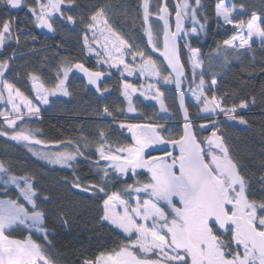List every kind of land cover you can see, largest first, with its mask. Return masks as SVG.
Here are the masks:
<instances>
[{
  "label": "snow or ice",
  "instance_id": "snow-or-ice-1",
  "mask_svg": "<svg viewBox=\"0 0 264 264\" xmlns=\"http://www.w3.org/2000/svg\"><path fill=\"white\" fill-rule=\"evenodd\" d=\"M3 2L16 9L22 6L24 0ZM27 7L36 27L49 32L56 31L58 22L82 25L83 47L87 53H95L98 61L109 68L122 65L121 77L125 73L128 76L138 73L142 78L156 77V83L147 84V89L152 92V98L159 101L161 111L168 109L157 84L161 80L175 83L185 120L178 138H173L163 124L121 122L118 131L121 135L125 132L129 134L130 144L110 142L109 133L99 128L95 133L96 140L83 137V145L79 141H56L54 143L65 150L38 152L35 146L47 145L36 138L34 131L25 126V121L38 116L40 109L33 106L32 100L15 84L4 78L11 69L15 54L0 60V102L5 105V110L0 111L5 126L0 130V136L24 143L48 164L67 167H72L79 157L84 156L81 147H95L98 158L94 163L100 181L82 185L79 177H74L72 188L92 193L93 198L102 194L99 219L101 223L107 222L119 230L123 238L115 242L111 249L100 251L82 264H264V199L257 201L250 198L253 195L251 186L241 173L224 137L218 134L219 120L211 119L222 115L226 122L238 120L240 124H247L238 112L247 109L250 102L254 104L255 97L251 101L241 99L238 104L233 102L229 106L225 102L226 97L217 96L214 91L217 85L215 76L211 79V87L206 88L201 71L199 84L190 87L189 91L199 112L207 114L203 118L208 120V124L201 125V130L212 129L211 134L202 140L197 138L185 106L182 89L186 79L185 64L181 62L177 39L190 34L183 28L185 20L192 22L191 33L205 29L207 18L199 16L203 7L201 0H178L174 4L175 31L171 27L172 11L166 0L156 5H152L150 0H142L140 4L141 27L147 36L145 47L151 45L154 51H161L162 33V56L170 69L168 75L162 74L161 66L151 55L129 43L114 28L109 16L110 10L115 7L113 0H105L79 19L64 10L65 7L74 8L75 0H34V4ZM243 7L240 5L241 10ZM215 15L221 26L230 25L233 32L217 45L214 50L216 58L223 57L227 62L228 54L234 53L239 57L241 50L243 53L251 51L257 41L264 50V14L253 12L247 20L238 19L232 0H218ZM153 23L159 27H153ZM13 33L14 21L10 18L0 20V48L13 39L19 43L20 36ZM32 39L35 40V37ZM97 46L100 51H97ZM183 47L189 51L188 62L195 78L196 69L202 67V61L197 58L200 49L188 42ZM126 55L131 63L125 59ZM74 69L83 73L88 84L95 86L101 96L108 92L101 86L104 72L94 71L79 61H65L59 66L52 87H46L36 72L27 73L36 98L48 104L49 96H55L57 92L70 95L66 82ZM189 83L194 84L195 79ZM122 89V95L128 101L127 112H135L132 93L139 89L127 80L123 81ZM116 111L124 114V109ZM98 114L115 119L107 105ZM161 145L164 148H160ZM69 147L71 150H67ZM177 149L178 155L175 154ZM154 151L163 152V155L154 156ZM137 169L147 170L146 183L136 181L121 190L107 191L110 174L127 177L131 173L135 176ZM261 180L264 182V177ZM0 184L5 189L13 185L19 192L17 199L0 198V264H52L45 249L32 238L33 232L42 234L45 239L48 235L44 225L45 212L37 203L39 194L34 178L12 174L11 169L0 161ZM20 198L31 209L20 202ZM17 229L28 232V235L13 237L11 232Z\"/></svg>",
  "mask_w": 264,
  "mask_h": 264
},
{
  "label": "trees",
  "instance_id": "trees-1",
  "mask_svg": "<svg viewBox=\"0 0 264 264\" xmlns=\"http://www.w3.org/2000/svg\"><path fill=\"white\" fill-rule=\"evenodd\" d=\"M105 0H75V7H65V13L79 19L81 15L87 16L94 7H98ZM159 3L165 0H158ZM171 7V0H166ZM191 2V0H190ZM218 0H201L203 7L199 16H206V26L199 36L183 38L180 45L181 60L185 64L186 78L190 76L188 65L187 48L183 45L188 42L194 48L200 49L205 54L217 48L223 40L232 34L231 26H221L216 19L215 6ZM142 0H113L115 7L110 10V22L114 28L126 39L139 44L146 43L144 30L141 27ZM240 13L237 18L247 20L255 12L257 15L264 14V0H232ZM31 0L29 5H33ZM243 5V9H240ZM12 19L14 21V35H19V43L11 40L0 48V60L13 56L11 69L6 73V80L15 84L20 91L34 101L31 81L28 72H36L41 76V82L48 87L54 85L56 72L65 61L82 62L85 56L83 47L82 25L76 26L57 23L56 31L52 37H44L32 24L30 16L25 10L13 11L7 6L0 7V20ZM203 22V21H202ZM191 22H186V31L191 29ZM35 37V40L32 39ZM237 57L234 53L229 64L219 65L217 72L206 80L215 76L217 80V96H225L229 106L241 99L251 101L255 97L256 102L249 103V107L239 110L247 124L239 121H225L222 115L217 118L220 122V135L228 144L233 158L240 166L241 173L246 177L251 186L253 195L251 199L260 201L264 199V50L259 42L252 45V50ZM159 60L162 61L160 57ZM157 60V59H156ZM159 60H157L159 62ZM227 61V62H229ZM159 64V63H158ZM167 72L165 64L161 66ZM199 79V75H196ZM185 82V80H184ZM117 88V85H116ZM188 88V87H186ZM75 100L71 105L59 103L61 108L57 112L50 111L49 106H44L40 120L25 121L31 129L38 130L42 138L48 142L56 141H79L83 145V137L96 140L95 134L99 128H104L109 133V138L114 139V124L105 121L100 112L101 103L96 106L86 99H81L75 93ZM118 102L115 107L119 108ZM112 110V109H110ZM112 110L113 114L118 111ZM177 108H175V111ZM195 113V112H194ZM176 118L179 119L176 111ZM193 115L191 118L194 119ZM198 119L203 116H195ZM177 119V120H178ZM206 121V120H205ZM168 128L173 138H178L181 133L180 124L163 123ZM0 130L2 124L0 121ZM197 138L202 140L204 135L198 128L195 129ZM208 133H210L208 131ZM168 135V133H165ZM210 135V134H209ZM89 136V137H88ZM95 147L82 150L85 159H77L73 164L74 169L52 168L31 157L26 150L13 141L0 136V161H3L11 169V173L19 176L29 175L34 178V184L38 191V204L45 212L44 225L48 231L47 238L33 234V239L45 249L52 264H82L85 259H93L100 251H106L123 238V234L101 223L99 217L102 194L93 198L92 193L82 192L72 188L74 177H79L82 185L100 181L96 174ZM147 172L137 170L133 176L127 177L109 176L107 191H118L136 181L145 182ZM10 196L15 197L16 191L12 189ZM44 197L48 199L45 200ZM11 198V197H10ZM66 221V222H65ZM16 238H24L28 232L17 229L11 232Z\"/></svg>",
  "mask_w": 264,
  "mask_h": 264
},
{
  "label": "rangeland",
  "instance_id": "rangeland-1",
  "mask_svg": "<svg viewBox=\"0 0 264 264\" xmlns=\"http://www.w3.org/2000/svg\"><path fill=\"white\" fill-rule=\"evenodd\" d=\"M30 2H31V0H24L23 5L26 7L25 9H26L27 13L29 14L30 19H31V22H32V24L34 26L35 25L34 22H33L34 18L29 13L28 7H27V5H29ZM150 2H151L152 5H156V4L159 3L158 0H150ZM3 6H5V3L3 2V0H0V7H3ZM169 9L171 10V7H169ZM153 11H155V8H153ZM236 12L237 13H240L241 11H238L236 9ZM171 18H172V16H171ZM171 18H170V23H171ZM216 19H217V17H216ZM186 21H190V20H186ZM220 25H221V23H220ZM171 26H172V23H171ZM191 26L193 27L192 22H191ZM153 27H159V25H155L153 23ZM14 28H15V26H14ZM188 32L190 34L188 36H185L184 37L185 39H187V38L188 39L189 38H194V37H198L199 36V33H191V29ZM89 35H91V33H89ZM144 38H145L146 43L141 42L140 45L139 44H136V43H133V41H130L129 42V40H128V42L131 43V44H133V45L139 46L147 54L151 55L152 58L155 59V60L156 59L159 60L158 57H161L162 58V61L159 60V62H158L156 60L157 63H159L158 65L162 66V64H165V60H164V58L162 56V49H163V43H162V41H163V35H162V33L160 35V47H161V51H154L152 49L151 45H147V47H145V45L147 44V36H146L145 33H144ZM13 41H15V40L13 39ZM101 42H103L102 39H101ZM257 42H259V41H257ZM84 50L87 53V51H86L85 48H84ZM97 51H100L99 46H97ZM186 54H187V56H189L188 49L186 51ZM87 55L93 57L94 59H96L97 62H98V65L101 68H103V69L106 68L105 71L110 70L112 72H115L117 75L121 76L120 75V72H121L122 67H123L122 65L119 66L118 68H109L108 65L103 64L102 61H98V57L95 55V53H87ZM216 56H217V54H216V52L214 50L211 51V52H207L205 54H203L200 51V54H199V56L197 58L202 61V67L196 69L197 75H199V73L202 71L204 73V76L211 77L214 73L217 72L216 69L219 67V65H222V66L225 65L224 64L225 61H224L223 57L216 58ZM125 59L129 63H131L130 57H128L127 55H126ZM230 59H232V55H229L228 54V60L227 61H229ZM230 62L231 61L226 62V64H229ZM137 63H139V60H137ZM188 65H189V69H190V73L191 74H190L189 78L187 76V78L185 79L184 84H185V87H188V90H189L190 87L194 88L197 84H199V79H197L196 77L195 78L193 77L191 64L189 62H188ZM161 70H162V74L163 75H168V72L164 71L162 67H161ZM4 78L6 79V77H4ZM193 79H195V83L190 85L189 82L192 81ZM120 80H121L122 83H123L124 80H127L129 83H132V84L136 85L137 88L139 89L137 92L134 93L135 95H134V98L132 100V105L136 109V111L133 112V113H128L127 112L128 101L121 94L122 97H123V99H126V101H127L126 103H124L122 101V105L124 106V104H125V106L123 108L124 109V114H120V113L119 114L121 116H123V118L125 117L126 119H124L121 122H123V123H132V122H128L127 121V120L130 119L131 121H133V123L136 122V121L155 122V123H159V124L173 122L176 125H178L179 122L181 123V119L180 118L179 119L176 118V116H177L176 111L177 110L175 111V108H177V103H176V97H175L176 95H175V92H174L173 83H164L161 80L157 84V87L159 88L160 92H162L164 94L163 95L164 103L168 107L170 114H172L170 116V119H168V120H162L159 117H157V107H158V105L156 107H154L152 104H150L151 101H147L145 97L139 95V94H141V95L148 96V95H151L152 94V92L147 89V84H149V83H156V80H157L156 77H143L142 78V77L139 76L138 73L137 74H134L132 76H128L127 73H125L123 77H120ZM204 80H205V86H206V88L211 87V78L208 79V80H206V77H204ZM142 85H143V87H141ZM215 89H216V86H215L214 90ZM118 95H119V92H118ZM61 99L62 100L64 99V102H63V104H64L65 103V95L63 93H60V92H57L55 96H49V104H50L49 109H50V111L57 112L61 108H63V105H62V107L59 106V103L62 102ZM32 103H33V106L39 107L40 111H39L38 116L32 117L31 119H28V121L40 120V115L42 114V110L44 108L42 106L43 103L41 101L37 103V102H35V100L32 101ZM187 107H188L189 112H191V114H193L195 116H203V117L207 116V114H203V113H200L199 112L198 108L196 107L195 98L192 96L191 91H189V93H188V97H187ZM121 109H122V107H121ZM4 110H5V105H4L3 102H0V111H4ZM193 115H190V118ZM195 116H194V119L191 118V121H192V124H193V129H197L198 128V122L199 121L200 122H203V121L206 120L205 118H199L198 119ZM211 118H213L214 120H217L218 117L213 116ZM0 121H1V124H2V130H3V128L5 127L3 125V123H2L3 117H0ZM121 122H119V123H121ZM119 123L116 124L117 127H118ZM25 126L27 128H30L31 129V127L29 125L25 124ZM34 133H35L37 139H40L41 141H44L45 144L47 145V146H44V145H37V146H35V150L36 151L42 152V151H63V150H65V149H61L54 142H48V141L44 140V138H42V134L40 133V131L35 130ZM203 134H209V133L208 132H205ZM4 137L7 138V139H9V140H11L10 137H8V136H4ZM127 137H128V135L126 133H124V135H121L120 132L117 129V130H115V137H114V139H111V138H109V139H110V142H117V141H119L120 143H128V144H130L129 138H127ZM11 141H13V140H11ZM13 142L16 143L17 145L21 146L24 150H26L27 153L31 157H33L37 161L42 162V163H44V164H46V165H48V166H50L52 168H66V169H71V170L74 169V167H73L74 165L72 167H67V166H61V165L48 164L45 161L39 159L38 156L34 155L33 152L29 149V147L26 146L24 143H22V142H16V141H13ZM81 148L82 149H85L83 147H81ZM67 150H71V147H69ZM80 158L85 159V154H84L83 157H80ZM76 162H77V160L73 164H75ZM110 175L111 176H116V175H112V174H110ZM17 176H19V175H17ZM147 181H148V174H147V179H146L145 183ZM132 184L134 185L135 182H133ZM12 189H15L16 196L14 197V199H17L18 196H19V192H18V189L15 186L9 185L7 187V189H5V186L3 184H0V198L11 199L10 198L11 196L9 195V193H10V191ZM5 191L7 192V195H5ZM21 199L22 198H20V200ZM37 202H38V200H37ZM23 203H24V201H23ZM104 223L107 224V222H104ZM108 226H110V225H108ZM110 227L113 228L112 226H110ZM117 231L119 232V230H117Z\"/></svg>",
  "mask_w": 264,
  "mask_h": 264
},
{
  "label": "flooded vegetation",
  "instance_id": "flooded-vegetation-1",
  "mask_svg": "<svg viewBox=\"0 0 264 264\" xmlns=\"http://www.w3.org/2000/svg\"><path fill=\"white\" fill-rule=\"evenodd\" d=\"M20 10H25V6L23 4L19 8L18 11H20ZM25 13H26V11H25ZM81 63H84L86 67L91 68L94 71L99 70V71H102V72L105 73V77L103 78V83H102L101 86L107 88L108 92H106L104 94V96H101L98 92H96L93 89L89 88L88 84H87V81L83 77L77 76L75 74V70H73V72H71L69 74V79L66 82L67 83V88H68V91H69L70 95L65 96L64 105H71L73 103V100H75V98H76L75 93H77V95L81 96L80 98L82 100L83 99L90 100L88 102L90 104H93V106H96L98 102L101 103L100 111L103 109V107L105 105H107L109 107V109L116 110L118 107H115V106L117 105L118 102L120 103L119 108L121 109V107H122V109H123L125 104L123 106L122 105V101L124 103H126L127 101H126V99H123V97L121 95L122 91H123L122 82L120 80L121 76L117 75L115 72H112L110 70L105 71L106 68L105 69L101 68L98 65L97 60L94 59L91 56H88L86 52H85L84 59H83V61ZM116 85H117V88H116ZM118 92H119V95H118ZM134 95L135 94L132 93V100L134 98ZM139 95L145 97L147 101H151L150 104H152L154 107L157 106V100L152 98V94L148 95V96L141 95V94H139ZM34 98H35V101L38 100L36 98V95H34ZM47 105H49V103ZM171 115L172 114H170V116ZM157 117H159L158 112H157ZM102 119L105 120V121H109L110 123H113L114 126H115L117 123L123 121L126 118L125 117L123 118V116H121L119 114V112H117V114H115V119H113L111 117H102ZM127 121L133 123V121H131L130 119L127 120ZM198 124H199V122H198ZM218 127H220V122H219V126ZM211 131H212V129L209 131L210 132L209 134H211ZM209 134H204V135H206L204 137L209 136ZM91 135H95V134H91ZM219 135H220V133H219ZM82 150H86V149H82L81 148V151ZM143 170H145L147 172L146 169H143ZM11 199H14V197L11 196ZM20 202H23V199H21ZM25 206L28 207L29 209H31V206L28 205L27 203H25ZM35 235H39V234H35Z\"/></svg>",
  "mask_w": 264,
  "mask_h": 264
},
{
  "label": "water",
  "instance_id": "water-1",
  "mask_svg": "<svg viewBox=\"0 0 264 264\" xmlns=\"http://www.w3.org/2000/svg\"><path fill=\"white\" fill-rule=\"evenodd\" d=\"M176 2H178V0H171V3H172V6H173V9H174V4L176 3ZM17 9V8H16ZM16 9H14V10H16ZM185 27H186V21H184L183 22V28H184V30H185ZM42 32H43V34L45 35V36H48V37H51L52 36V33L53 32H49L47 29H41V28H39ZM172 30L173 31H175V14H174V10H173V15H172ZM181 40L182 39H180L179 37H178V39H177V43H178V45H180V42H181ZM179 51H180V49H179ZM182 62V61H181ZM168 70L170 71V69L168 68ZM185 70V69H184ZM76 71V74L77 75H79V76H81V77H84L85 78V80L87 81V77L83 74V73H81V72H79L78 70H75ZM87 84H88V82H87ZM88 86L90 87V88H92V89H94L95 90V86H93V85H89L88 84ZM173 88H174V92H175V95H176V103H177V110H178V113H179V116H180V119H181V123H180V128H181V131H182V129H183V125H184V123H185V120H184V118H183V111H182V109L180 108V106H179V97H178V93H177V90H176V85H175V83H173ZM182 89H183V91L185 92V106L187 107V97H188V90H184V88H183V85H182ZM96 91V90H95ZM166 106V105H165ZM167 107V106H166ZM188 108V107H187ZM168 109V108H167ZM158 113H159V115H160V117H162V118H167L168 116H169V110H167L166 112L165 111H161V109H160V103H159V101H158ZM189 115H190V112H189ZM141 123H149V122H137V124H141ZM206 124H208V123H205V124H200V126L201 125H206ZM201 128V127H200ZM211 127H207L206 129H204V130H202L203 132H206L208 129H210ZM219 130V129H218ZM219 133V132H218ZM128 134V133H127ZM129 135V134H128ZM131 141V140H130ZM160 148H164V146L163 145H161V146H159ZM152 154H156V155H154V156H160V155H163V152H160V151H154ZM175 154L176 155H178L179 154V151H178V149L176 150V152H175ZM35 233V232H34ZM42 235V234H41ZM16 238V237H15Z\"/></svg>",
  "mask_w": 264,
  "mask_h": 264
}]
</instances>
